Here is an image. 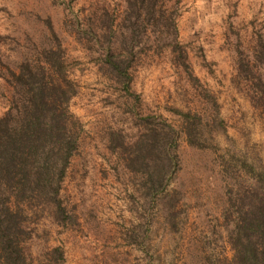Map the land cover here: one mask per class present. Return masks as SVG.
I'll return each mask as SVG.
<instances>
[{
	"label": "rangeland",
	"instance_id": "obj_1",
	"mask_svg": "<svg viewBox=\"0 0 264 264\" xmlns=\"http://www.w3.org/2000/svg\"><path fill=\"white\" fill-rule=\"evenodd\" d=\"M163 1L174 8L168 10L196 79L147 34L130 54V94L103 62L118 40L126 0H0V74L52 48L74 89L67 106L76 147L59 186L67 217L57 221L47 203L29 208L20 243L30 264H48L46 250L56 244L63 264H230L226 189L234 173L224 161L233 154L237 163L245 157L264 167V110L236 62L238 55L251 59L257 38L264 40V0ZM8 96L0 75V114ZM217 106L223 127L211 119ZM193 109L203 146L183 133V113ZM154 118L178 133L153 194L146 167L127 161L132 141ZM234 178L243 187L254 183L242 170Z\"/></svg>",
	"mask_w": 264,
	"mask_h": 264
},
{
	"label": "trees",
	"instance_id": "obj_2",
	"mask_svg": "<svg viewBox=\"0 0 264 264\" xmlns=\"http://www.w3.org/2000/svg\"><path fill=\"white\" fill-rule=\"evenodd\" d=\"M168 8L163 0H126L124 14L116 24L118 40L114 41V47L109 44L110 49H106L103 56V62L118 79L119 88L126 93H132L128 69L129 58L135 52L132 49L143 42L147 34L156 36L153 46L167 47L185 75L196 79L185 49L177 39L175 13ZM256 47L253 57L252 53L250 55L252 63L241 55L236 62L237 68L247 74L253 96L264 110L262 38H257ZM254 63H259L262 71L254 72L251 67ZM6 70L7 74H0L9 90L8 105L0 114V264H30L25 247L20 243L25 233L22 219L29 208L47 203L57 221L67 217L60 203L59 186L76 147L75 120L67 106L74 89L61 57L52 48L40 59L23 57L17 61L15 69L7 66ZM193 111V114L183 113V133L189 144L203 146L195 139L201 115L196 109ZM217 111L218 106L212 122L223 127ZM177 133L164 118H154L132 141L127 165L146 167L147 188L153 194L163 184L172 163ZM224 162L231 165L234 173L228 176L226 189L227 209L233 214L227 233L232 249L229 263L264 264V167L255 166L245 157L237 163L233 154ZM241 170L252 177L254 183L246 187L239 185L234 177L240 175ZM45 255L48 264H63L58 244L49 247Z\"/></svg>",
	"mask_w": 264,
	"mask_h": 264
}]
</instances>
